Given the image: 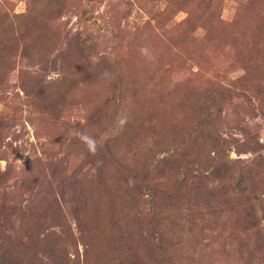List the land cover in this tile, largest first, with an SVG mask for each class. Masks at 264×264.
Returning a JSON list of instances; mask_svg holds the SVG:
<instances>
[{
  "label": "rangeland",
  "instance_id": "obj_1",
  "mask_svg": "<svg viewBox=\"0 0 264 264\" xmlns=\"http://www.w3.org/2000/svg\"><path fill=\"white\" fill-rule=\"evenodd\" d=\"M0 264H264V0H0Z\"/></svg>",
  "mask_w": 264,
  "mask_h": 264
}]
</instances>
